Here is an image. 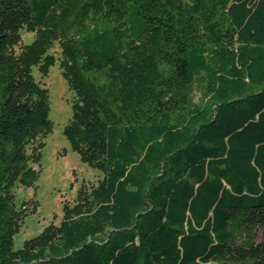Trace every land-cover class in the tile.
<instances>
[{
	"label": "trees",
	"instance_id": "trees-1",
	"mask_svg": "<svg viewBox=\"0 0 264 264\" xmlns=\"http://www.w3.org/2000/svg\"><path fill=\"white\" fill-rule=\"evenodd\" d=\"M55 42L103 178L13 251ZM0 264H264V0H0Z\"/></svg>",
	"mask_w": 264,
	"mask_h": 264
},
{
	"label": "rangeland",
	"instance_id": "rangeland-1",
	"mask_svg": "<svg viewBox=\"0 0 264 264\" xmlns=\"http://www.w3.org/2000/svg\"><path fill=\"white\" fill-rule=\"evenodd\" d=\"M18 34L20 43L12 47L17 55L22 46H29L35 40L34 34L25 28ZM47 54L54 60L49 64L47 74L42 76L37 68H33L32 73L40 86L48 90L49 119L53 122V130L27 147L28 166L36 172L34 182L26 185L18 179L11 188L15 208L22 211L18 230L12 238L13 251L21 249L25 242L38 236L46 227L58 226L64 206L74 204L79 188L85 186L89 189L103 178L100 170L90 167L71 150L63 134L71 118L73 96L59 69L57 42ZM198 97L196 94L195 100Z\"/></svg>",
	"mask_w": 264,
	"mask_h": 264
}]
</instances>
